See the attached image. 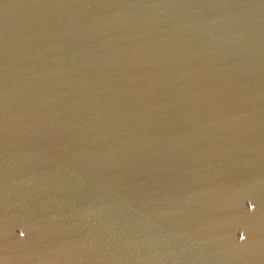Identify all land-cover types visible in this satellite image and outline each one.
I'll return each instance as SVG.
<instances>
[{
    "label": "water",
    "instance_id": "water-1",
    "mask_svg": "<svg viewBox=\"0 0 264 264\" xmlns=\"http://www.w3.org/2000/svg\"><path fill=\"white\" fill-rule=\"evenodd\" d=\"M0 264H264V0H0Z\"/></svg>",
    "mask_w": 264,
    "mask_h": 264
},
{
    "label": "snow or ice",
    "instance_id": "snow-or-ice-1",
    "mask_svg": "<svg viewBox=\"0 0 264 264\" xmlns=\"http://www.w3.org/2000/svg\"><path fill=\"white\" fill-rule=\"evenodd\" d=\"M22 235H23V233H22Z\"/></svg>",
    "mask_w": 264,
    "mask_h": 264
}]
</instances>
